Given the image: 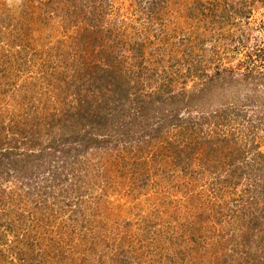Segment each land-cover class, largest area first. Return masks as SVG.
<instances>
[{
    "label": "rangeland",
    "instance_id": "1",
    "mask_svg": "<svg viewBox=\"0 0 264 264\" xmlns=\"http://www.w3.org/2000/svg\"><path fill=\"white\" fill-rule=\"evenodd\" d=\"M44 1L45 5L42 4ZM151 1L41 0L40 5L34 6L36 12L33 17L30 16V8L24 4L27 0H0V127L6 126L2 134L7 132L6 135L10 137L4 139L2 146H17L19 148L15 150L18 152H35L43 147L53 152L47 160L56 163L63 161L67 148L76 143L72 141L74 135L67 134L69 139L65 145L55 140V144L47 149L50 143L44 140L49 137L44 122L37 123L31 113L33 123H23L26 117L22 110L29 107V96L37 98L36 103L42 107L44 93L47 94L42 78L46 81L53 78L55 71H59V76L68 75L61 85H72L68 93L71 94L75 82L67 84L66 81H70L72 75L81 83L89 78V66L93 64L89 57L100 49L98 38L107 35L105 31L108 29L112 30L113 37L117 33L115 40L119 39V46L124 49L122 57L130 58L132 52L124 48V43L127 44L124 39L127 36L140 41L144 34L142 31L145 32L142 25L147 24L146 15ZM182 1L185 4L183 8L191 3V0ZM196 1L206 3L210 0ZM93 2H96V9L91 5ZM251 6L253 10L248 20L254 31L247 46L241 47L228 40L225 43L208 41L209 37H213V33L209 32L203 38V46L207 50L205 54L212 56V52H216L215 59L209 63L208 75L213 74L217 66L228 67V70L233 68L239 85L227 90L237 92L238 88L239 93L245 84L241 71L246 70L245 66L250 67L243 62L245 56L253 52L251 48L255 49V38L264 41V1H255ZM39 12L42 13L39 15ZM8 13L10 18L6 17ZM85 26L86 30L83 29ZM92 27L99 31L90 33L93 31L88 28ZM223 29L226 33L229 31L228 26ZM147 34L151 36L153 31L149 30ZM175 36L173 40L181 35ZM198 38L202 39L200 36ZM154 42L159 45L156 39ZM213 44L215 51H212ZM229 48H234V51L231 52ZM29 58L32 62H27ZM131 61L126 60L127 65L138 69ZM180 64L183 70L187 67L185 63ZM226 80L234 81V77L229 79L227 75ZM183 81L184 84L174 85L173 92H181L183 87L188 91H192L193 87L196 89L199 78L189 76ZM258 82L255 80L256 86L261 83ZM56 88L58 92V86ZM31 89L36 91L33 93ZM80 93V99L85 100ZM261 97L264 100V94ZM182 98L181 110L190 113V118L199 117L198 111H195L198 104L185 102V97ZM78 99L79 95L74 100L76 105L69 110L76 114L78 108L83 113L86 111L88 116L93 115L87 105L78 104ZM213 101H217V95L213 96ZM203 105L209 107L207 102ZM45 110L51 113L50 109ZM45 117L50 121V114ZM16 126L23 127L26 132L18 129L15 137H12L9 130L15 129L13 135ZM32 127H35L33 130L40 137L36 136L39 141L30 146L32 141L29 140L25 145L23 136L32 131ZM52 128L57 129L56 126ZM105 133L108 134L101 139L109 138L112 142L103 143L111 145V149L103 153L107 156L94 158L81 152L79 168L75 169V175L83 179L78 188L62 190L68 181L64 187L56 188L59 186L54 185L56 187L46 188L45 201L41 199V204L48 205L42 212L43 228L46 226L47 230L43 237H34L37 234L32 227L34 222L25 217L34 203L40 204L39 196L20 197L10 201L13 204L0 205V213L4 210L7 212L8 207L17 209L14 212L21 213L25 221L22 224L12 223L11 229H7L8 218L0 217L1 259L6 258L9 264H40L42 256H46L43 264L258 263V256L261 258L264 251L258 248L260 243L264 245L261 241L264 222L258 220L264 215V140L258 144L255 140H248L244 151H239L240 143H231L230 148L234 147L236 157L231 160L229 154L223 155L221 149L208 150V143L196 137L191 138V148L186 140H180L178 134L171 137L172 145L165 140L164 144L157 142L155 147L136 151V146L125 150L123 147L127 142L123 144L119 138L114 143L118 144L117 147L112 148L115 136L109 131ZM133 135L143 136L141 131ZM165 146L172 149L163 157L167 149ZM185 152L186 155L189 153V164L185 167L175 165L176 157ZM13 178L2 172L1 186L6 190L14 189L16 182ZM226 178H231V185H221V180ZM18 192L25 195L21 189ZM55 210L54 221L45 222L49 219L52 221L50 215ZM251 221L256 223V228L260 227L257 232L252 231L254 225ZM22 252L29 257L27 262L20 260ZM246 255L251 258L248 259Z\"/></svg>",
    "mask_w": 264,
    "mask_h": 264
},
{
    "label": "trees",
    "instance_id": "2",
    "mask_svg": "<svg viewBox=\"0 0 264 264\" xmlns=\"http://www.w3.org/2000/svg\"><path fill=\"white\" fill-rule=\"evenodd\" d=\"M37 1L27 0V3H24L27 8H30V16L34 17L35 15L36 7L34 6L41 4V0ZM255 1L262 2L264 0H210L206 3L191 0V3H188L185 8H183L185 4L182 0H153L150 3L151 6L148 7L150 10L147 9L149 10L146 15L148 21L146 25H142L145 32L142 31L144 34H142L140 41H135L133 37L127 36L124 39L127 41V44L124 43L126 46L124 48L132 52L130 58L125 57V55L122 57L124 49L119 46L120 40H115L117 33L113 37L112 30L109 31L108 29L105 31L107 35L98 38L100 49L89 57L93 63L89 66L91 72L89 78L81 83L75 75H72L69 78L70 81H66L67 84L75 82V88L71 94L68 93L72 85H61L64 77L68 79L67 74L62 75L63 73H61L62 76H59V71H55L56 75L53 78L47 81L42 78L43 86L47 91V94L44 93L43 108L36 103L37 98L29 96V107L22 110L26 117L23 123H33V115L38 121L37 123L44 122L43 126L48 127L49 134V137L44 138L50 143V145L48 143L47 149L55 144V140L57 143L61 141L65 145L66 140L69 139L67 134L74 135L72 141L76 143L67 150L65 149L63 161L56 163L47 160V157L53 152H48L43 147L35 152H18L15 150L19 148L17 146L3 147L4 139L10 137L6 135L7 132L5 135L2 134L6 126H1L0 205L8 206V203H14L10 201L20 197L39 196L40 204L34 203L32 210L28 211L25 217H28L30 222H34L32 227L37 233L34 237L37 235L43 237L47 230L46 226L43 228L42 212L48 208V205L41 204V201H45L46 188L54 185L59 186H54L56 188H60L61 185L64 187L66 181H68L66 182L68 185H65L62 190L78 188L83 179L75 175V169L79 168L81 152L94 158L100 155L107 156L108 154L103 153L109 151L111 145L108 146L103 143L110 144L112 142L109 138L101 139L102 136L108 134L105 133L106 131L115 136L112 148L117 147L118 144L114 143L118 142V138L123 141V144L127 142L125 143L126 146L123 147L125 150H130L132 146H136L135 149L138 151L144 147H155L157 142L164 144L166 141L172 145L171 137L180 134V140H186L188 147L192 146L191 138H200L203 142L205 140L208 143V150L221 149L222 152L224 151L223 155L228 156L229 154L231 160L236 158L234 147L230 148L231 143H240L239 151L245 150L248 140H255L256 144L261 143L264 140V100L261 97V94H264V41L255 38V49L251 48L253 52L245 56L243 62L250 67L245 66L246 70L241 71V74L240 71L238 72L245 83L242 85L243 91L240 93L238 88L237 92L227 90L239 85V79L235 78L237 73L233 68L228 70V67L217 66V70L208 75L209 63L215 59L216 52H212V56L206 55L207 50L203 46L205 42L203 38L208 32L209 34L213 33V37H209L208 41L214 40L225 43L228 40L241 45V47L247 46L254 31V28L249 25L248 19H250L253 10L251 5ZM42 4L45 5L46 1ZM91 5L96 9V2ZM20 10L22 11L23 8ZM98 12V16H100V11ZM41 13L39 12V15ZM10 16L8 13L6 17L10 18ZM226 26L229 30L227 33L223 29ZM83 29L86 30L87 26ZM88 29H92L93 32L90 33L99 31L93 27ZM149 30L153 31L152 37L147 34ZM26 34L28 35V33ZM176 34L181 36L173 40ZM199 36L202 39H199ZM106 39L109 41L107 42ZM154 39L159 42V45L154 42ZM212 48V51H215V44L212 45ZM237 49L235 50L239 53ZM230 51H234V48ZM35 52L37 53V51ZM42 53L43 51L40 53L41 56ZM129 59L138 66V69L135 70L131 65H127L126 60ZM27 62H32V60L29 58ZM180 63H185L187 67L183 70ZM223 73H226L229 79L234 77V81L226 80ZM189 76L199 78L196 89L193 87L192 91H188L183 87V91L173 92L174 85L184 84L183 80ZM255 80L259 81L258 84L261 83L256 86ZM32 91L34 93L36 89H31ZM80 92H82L85 100L80 99ZM230 93L233 94L230 95ZM78 95V104L87 105L86 107L93 112V115L88 116L86 111L83 113L78 108L76 114L69 110L76 105L74 100ZM214 95H217V101L212 103ZM182 96L185 97V102L198 104V109L195 111H198L196 113H199V117L190 118V113L181 110ZM210 98L211 101H209ZM204 102H207L209 107H203ZM45 108L50 109L51 113ZM185 112H187L186 115ZM49 114L51 116L50 121L48 117H45ZM52 126H56L57 129H53ZM204 127L206 129L203 130ZM18 129L26 132L23 127L16 126L13 135L12 131L15 129L9 130L10 135L15 137ZM31 129L32 131L27 132V135L25 133L23 139L24 144L30 140L32 141L30 146H34L39 141L37 137H40L36 130H33L35 127ZM138 131H141L143 136L135 137L136 135H133ZM81 132L84 134L82 135ZM55 136L59 137L60 140L56 139ZM75 136L78 139L75 140ZM165 147L167 149L163 153V157L172 149L171 146ZM236 150L239 152L238 149ZM58 151L61 152L62 150ZM187 155L186 152L181 153L176 157L174 164H182V167L188 165ZM252 159L254 161V157ZM2 172L6 176L14 177L13 180L16 182L14 189L11 187L6 190L1 186ZM221 182L223 186L231 185V178H226ZM19 189L25 191V195L19 193ZM3 209L5 208L3 207ZM6 209L7 212L4 210V213H0V217L8 218L6 221L7 229H11L10 224L12 223L22 224L25 222L21 213L14 212L17 209H9V207ZM55 213L56 210L54 213L51 212L52 221L49 219L45 222L52 223L56 217ZM255 215L251 216L254 217ZM258 220L263 223L264 215ZM252 224L254 225L252 231L257 232L260 227L259 229L256 228L255 222ZM67 234L69 235L70 232ZM261 241L264 242V237ZM259 247L264 249L262 243L258 245ZM21 256L20 260L28 261L29 257L26 252H22ZM247 258L250 259L251 256H247ZM45 261L46 256H42L40 264ZM261 263H264V251L261 258L258 256L257 264ZM0 264H9V261L6 258L4 260L0 258ZM10 264H14V262Z\"/></svg>",
    "mask_w": 264,
    "mask_h": 264
}]
</instances>
